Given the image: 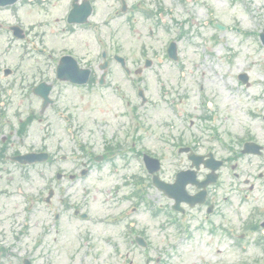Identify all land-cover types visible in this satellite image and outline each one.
<instances>
[{"label":"rangeland","instance_id":"1","mask_svg":"<svg viewBox=\"0 0 264 264\" xmlns=\"http://www.w3.org/2000/svg\"><path fill=\"white\" fill-rule=\"evenodd\" d=\"M161 4L165 9L163 23L166 24L162 28L157 27L152 37L148 36L147 30L153 24L150 21V25L146 20H141L138 30L132 33L118 31L115 27L111 32L103 29L110 51L116 50L126 57L127 67L131 72L143 67L145 58L152 62L150 68L144 69L141 75L131 76L126 80L123 70L111 60L104 83L99 86L97 81L101 72L97 66L100 60L96 57L102 50L109 49L106 45H97L88 31L83 41L85 53L82 64L92 67L96 83L83 89L60 86L55 90L54 97L59 101V108L68 107L77 126L84 125L81 132L85 136L78 134L82 144L84 141L89 144L93 142L99 150L100 142L117 135L120 139L119 135L124 134V120L128 123L134 117V112L132 116L125 113V102L120 98L123 94L131 101L132 108L135 105L136 117L143 124L135 134L137 140L134 148L159 155L163 165L161 175L169 179L173 170L185 164V161H181L184 157L173 153L176 146L174 144L190 143L191 139H195L197 145L201 143L200 151L213 148L219 155L231 157L233 152H237L239 139L249 135L255 140H263L264 123L261 116L264 114V47L258 36L263 26L264 4L261 0H184L183 4L176 0H162ZM214 24L224 26L225 31L220 32L214 28ZM178 32L183 35L177 39ZM172 39H177V63L163 57L165 46ZM4 44L0 46V53ZM15 54V51H9L0 58V64L16 66L18 62ZM37 65L40 69L34 73L28 65L24 68L33 74L43 72V64L39 62ZM51 65L48 64L46 68L48 74L51 73ZM243 73L249 77V86L242 85L238 80V75ZM138 89L143 90L146 98L144 105H141L136 95ZM252 93L258 95L259 99H254ZM224 96L229 98V104L221 110L219 103ZM207 102L210 103L209 106H206ZM21 110L22 118L30 111L37 113L38 102L34 99L31 102L24 101ZM121 113L126 115L124 120ZM8 116L10 118V114ZM46 117V126L59 129V122L49 112ZM41 126L42 124L34 122L25 139L24 150L38 149L42 145ZM210 126L219 129L216 134L223 141V147L214 140L213 135L206 132ZM91 128L94 130L92 134L89 133ZM225 131L228 132L227 135ZM57 140L58 137L52 136L44 142L45 147L52 152L62 148L67 155L78 152L75 140H70V137L61 146L57 145ZM251 159L242 158L239 164L244 167ZM71 162L72 159L60 167L70 170L74 163ZM128 162L130 165H125V161L117 157L113 161L120 168L117 175L108 174L101 167L93 169L89 176L73 184V202L83 203L81 209L89 213V220L62 223V229L65 225L69 237L62 233L57 238L61 240L60 245L62 241L69 245L68 264H145L147 258L155 260L158 256L162 258L160 263L156 259L158 264H264V253L250 245L256 238L242 240L240 235L244 231L238 225H235L237 245L234 239L219 233L215 236L196 234L194 238L188 239L178 235V239L171 229H159L163 223V214L156 217L152 212L148 213L144 206L148 202L152 207L163 210L168 201L153 188L147 191L145 202L139 206V210L133 216H128L129 221L137 222L138 227L145 229L148 249L144 251L119 235L123 233L124 222L113 224L114 226L104 225V220L114 219L121 211L137 202L133 199L122 201V197L131 194L132 187L117 189L121 184L124 185L122 175L135 173L136 176H144L139 171V160L130 157ZM253 163L258 164V169L262 167L256 160ZM57 167L34 168L29 172V180L20 177L22 172L14 173L11 188H21L23 196H0V202L9 207L17 204L20 207L25 205V208L29 205L27 196L32 197L34 207L24 214L25 223L29 224V232L23 240L26 252L32 246L35 235L41 234V226L49 220V215L44 214L48 211L45 205L36 203L47 192L39 174H45L47 177L44 179H48L51 169ZM222 174L226 186L233 184L230 177H234L229 174L228 169H224ZM7 185L5 180L0 181V188H6ZM240 208L246 210L247 205ZM43 216L45 220L41 223ZM239 217L242 221L246 219L242 214ZM19 222L22 224V221ZM54 236L52 233L44 240L45 247L40 253L37 252V264H50L53 261V255L49 251H53ZM201 240L205 242L204 246L200 245ZM20 247L23 249L22 242ZM172 252L173 257L170 258L169 254ZM206 253L211 255L208 262L203 256ZM70 258L72 262L69 261ZM58 260L61 261L60 258Z\"/></svg>","mask_w":264,"mask_h":264},{"label":"flooded vegetation","instance_id":"2","mask_svg":"<svg viewBox=\"0 0 264 264\" xmlns=\"http://www.w3.org/2000/svg\"><path fill=\"white\" fill-rule=\"evenodd\" d=\"M7 1L12 2L13 0ZM139 1L142 0H16L12 5L0 7V37L5 35L9 39V35L11 36L10 28L16 26L23 31L25 39L23 41H17L12 36L11 38L13 41L18 42L21 54L24 57H28L29 60L34 59V55H38L35 60H59L64 56L73 58L74 60H83L85 53L83 49L84 36L90 27L97 26L105 28L109 24H115L116 30L118 31L124 30L130 32L136 30L137 26L141 23L135 19L136 15H139L144 20V3H139ZM88 10H90L91 14L87 19V23H79V20L87 15ZM106 17H111V20L106 22ZM38 50H43V52L40 53ZM38 75L44 77L41 73H38ZM15 76H17L16 79L1 80L2 88L0 89V99L3 110L6 111L18 101L17 97L25 95L28 90L32 92L38 84L32 80V74L17 72ZM59 84L67 83L56 80L51 83L52 90L50 96L52 98V104L50 109L56 103L53 94ZM39 101L41 103V100ZM21 104L22 102L20 101L18 105L20 106ZM13 111L18 112L16 108H13ZM0 114L4 116L2 112ZM58 116L63 120L59 122V129L51 126L42 127L41 132L46 138L45 142L54 136L56 138L58 137L57 142L62 144L65 143V138L72 134L73 128L70 118L63 116L62 113H58ZM16 117L17 115H14L13 118ZM21 122L22 120L18 119L16 124ZM19 154L17 151L12 153L3 152L0 155V160L3 159L7 163H12L10 158ZM89 154L87 152V155ZM101 156L104 161H108L112 157V153L104 152ZM259 157H261V165L264 168V145L262 146V154ZM224 162L227 164L229 160L225 159ZM200 171L198 170L197 172V178L199 182H202L206 177V173L202 177H199ZM1 173L12 175L13 173H18V171L2 170ZM56 174H58L57 170L55 172ZM76 179L77 175L69 173L66 175L62 174L59 179L54 180V191L64 193L60 197L54 195V200L59 199L63 212L66 211V192L71 191L72 183ZM243 183L247 185L248 181L245 180ZM257 183L263 185L264 189V172L258 174ZM219 188L217 185L207 187L204 195V203L196 205L193 208L185 206L186 209L181 214H178L180 218L186 212L195 210L201 224L196 229L197 232H203V226H208V233L210 235H217V232H225L222 229L223 225L220 224L218 227L216 225L217 221L221 222L226 219L224 216L225 211H231V205L227 203L228 199L230 200L231 198L219 196L217 194ZM188 192L191 196H196L200 191L193 186H189ZM232 192L230 191V193ZM71 198L72 196L68 197L70 200ZM262 201L264 202V190L262 191ZM243 204L244 201H239L240 207ZM23 213L24 211L21 210L19 205L9 207L6 203L0 202V264H23L24 257L19 256V253L23 250L20 247V242L25 234L22 228L23 224L19 222L24 221ZM54 218L56 216L53 212L51 217V225L53 226V234L55 235L53 238V247L56 252L58 250L63 252L65 251L66 245L63 241L62 245H60V242L58 243L57 236L59 231L57 229V222H54ZM259 227L261 228V225ZM250 229L258 230L255 224L251 225ZM64 230L65 225L61 230V235L64 234ZM261 230L263 231L264 227ZM63 262L60 261V263L64 264Z\"/></svg>","mask_w":264,"mask_h":264},{"label":"bare ground","instance_id":"3","mask_svg":"<svg viewBox=\"0 0 264 264\" xmlns=\"http://www.w3.org/2000/svg\"><path fill=\"white\" fill-rule=\"evenodd\" d=\"M252 90H250L251 92ZM253 95V93H252ZM227 103H228V98L227 97H222V99L220 100V109L223 110L226 106H227ZM233 112V110H231Z\"/></svg>","mask_w":264,"mask_h":264},{"label":"water","instance_id":"4","mask_svg":"<svg viewBox=\"0 0 264 264\" xmlns=\"http://www.w3.org/2000/svg\"><path fill=\"white\" fill-rule=\"evenodd\" d=\"M260 38H261V40H262V42L264 44V30H263V33L261 34Z\"/></svg>","mask_w":264,"mask_h":264}]
</instances>
